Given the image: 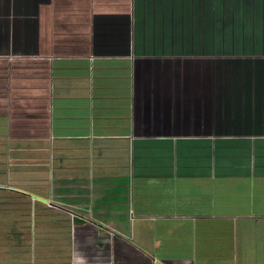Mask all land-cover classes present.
<instances>
[{"label": "crops", "instance_id": "obj_1", "mask_svg": "<svg viewBox=\"0 0 264 264\" xmlns=\"http://www.w3.org/2000/svg\"><path fill=\"white\" fill-rule=\"evenodd\" d=\"M0 264H264V0H0Z\"/></svg>", "mask_w": 264, "mask_h": 264}]
</instances>
